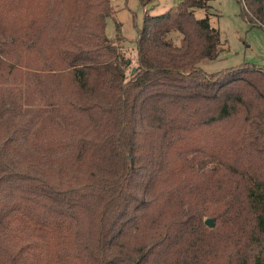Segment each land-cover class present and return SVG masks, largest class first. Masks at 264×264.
Returning <instances> with one entry per match:
<instances>
[{
	"label": "trees",
	"instance_id": "trees-1",
	"mask_svg": "<svg viewBox=\"0 0 264 264\" xmlns=\"http://www.w3.org/2000/svg\"><path fill=\"white\" fill-rule=\"evenodd\" d=\"M210 1L146 13L132 67L112 0H0V65L39 53L51 89L49 110L0 106V264H264V69L203 70L224 51ZM238 1L264 29V0ZM202 159L234 201L195 204Z\"/></svg>",
	"mask_w": 264,
	"mask_h": 264
},
{
	"label": "rangeland",
	"instance_id": "rangeland-1",
	"mask_svg": "<svg viewBox=\"0 0 264 264\" xmlns=\"http://www.w3.org/2000/svg\"><path fill=\"white\" fill-rule=\"evenodd\" d=\"M179 1L156 0L143 8L139 0H112L115 14L107 20L106 35L132 61V67L136 66L137 42L146 13L151 16L164 14ZM210 6L213 14L209 15L211 24L221 33L224 51L216 61H204L201 64L203 70L212 74L242 64H253L264 69V29L253 27L246 21L238 0H211ZM196 16L204 18L205 10L199 9ZM5 51L8 55L13 49L6 47ZM46 74L48 72L44 69L39 53L34 59L24 55L12 56L10 59L5 57L4 64L0 65V106L15 101L25 108L49 110L47 104L51 89L48 78L44 77ZM33 141L43 150L57 149L58 143L62 142V136L58 118L53 113H40ZM213 167L214 164L204 159L196 164L201 179L195 186V204L220 205L234 201L235 184L231 186L230 179H223L219 172H210ZM208 219L214 218L205 216L204 223ZM227 232L225 230L222 237H226Z\"/></svg>",
	"mask_w": 264,
	"mask_h": 264
},
{
	"label": "water",
	"instance_id": "water-1",
	"mask_svg": "<svg viewBox=\"0 0 264 264\" xmlns=\"http://www.w3.org/2000/svg\"><path fill=\"white\" fill-rule=\"evenodd\" d=\"M205 225L209 228H214L215 227V220L214 219H208L206 222H205Z\"/></svg>",
	"mask_w": 264,
	"mask_h": 264
},
{
	"label": "crops",
	"instance_id": "crops-1",
	"mask_svg": "<svg viewBox=\"0 0 264 264\" xmlns=\"http://www.w3.org/2000/svg\"><path fill=\"white\" fill-rule=\"evenodd\" d=\"M179 1V0H178Z\"/></svg>",
	"mask_w": 264,
	"mask_h": 264
}]
</instances>
